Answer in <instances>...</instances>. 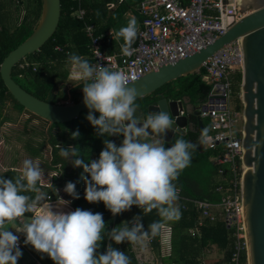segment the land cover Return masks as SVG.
<instances>
[{
    "label": "clouds",
    "instance_id": "obj_1",
    "mask_svg": "<svg viewBox=\"0 0 264 264\" xmlns=\"http://www.w3.org/2000/svg\"><path fill=\"white\" fill-rule=\"evenodd\" d=\"M135 18L117 32L125 41L123 52L131 54V43L137 37ZM98 50V49H97ZM98 55L100 52L98 50ZM70 79L82 81L83 102L88 109L86 119L103 136L104 148L97 160L90 163L79 155L75 147L59 148V155L83 168L84 198L89 203L103 202L113 216L137 206L144 213L156 210L160 221H154L145 230L142 215L129 222L107 230L103 215L77 208L71 212L54 209L38 185L46 181L44 169L38 160L24 159L20 175L13 179L0 177V264H17L23 253L19 248V236L24 234L26 245L46 254L54 264H131V258L109 243L104 253L98 254L105 232L109 241L143 246L150 236L165 229V221L179 219L181 212L176 202L179 189L174 183L182 170L192 161L198 144L186 140L183 134L171 147H165L164 136L177 131L169 112L149 113L146 118L135 115L138 111L137 90L129 87V78L123 70H110L107 66L92 64L84 57L70 54ZM96 113L99 117L96 118ZM74 135H78L75 133ZM123 136L117 144L108 137ZM207 138L202 131L201 141ZM90 177V179L88 178ZM55 193H58L49 183ZM35 192L33 198L27 195ZM64 192L78 199L76 185L68 182ZM59 198V197H58ZM62 205L67 204L59 198ZM38 214L25 220L27 213ZM16 223V230L6 225Z\"/></svg>",
    "mask_w": 264,
    "mask_h": 264
},
{
    "label": "trees",
    "instance_id": "obj_2",
    "mask_svg": "<svg viewBox=\"0 0 264 264\" xmlns=\"http://www.w3.org/2000/svg\"><path fill=\"white\" fill-rule=\"evenodd\" d=\"M111 0H60L61 15L58 26L53 36L36 52L26 56L20 63L28 62L36 65L35 70L32 67L19 69L18 63L12 69L13 80L25 91L46 101L52 97L55 101L54 93L59 88V85L54 81L59 73L58 68L68 61L70 54H77L82 57L90 58L89 40L86 37L83 28L85 25H93L95 27L94 34L104 35L112 26L116 19L124 14L125 6L118 7L112 16H109L108 4ZM41 1L40 0H0V64L9 52L14 50L25 39H27L35 28L40 15ZM81 9L85 15L82 20L72 17V12ZM24 14L21 17V12ZM103 48L107 47V52L112 53L113 47L110 40H106L102 44ZM91 63V59L88 60ZM55 64V67L54 65ZM45 73V74H44ZM62 77H66L65 75ZM242 75L237 73L234 76L233 83V104L235 108L241 109L239 98V88L241 85ZM83 83V82H82ZM81 83V84H82ZM79 84L72 92L82 90ZM210 85L202 81V71L200 75H190L185 78H180L172 83L163 86L156 94L165 93L173 97L175 100H180L188 97L190 102L195 105H200L206 102ZM83 99V95H73V102H78ZM146 104V99H143ZM6 103H11L19 110L23 108L14 101L7 89L4 87L0 79V114ZM88 111L83 112L80 116L71 123L57 124L61 130H68L69 136L62 140V146L67 148L75 147L79 150V155L90 163L92 160H97L101 151L104 148L103 140L105 137L98 136L96 130L86 119ZM96 118L99 113H96ZM78 133V135H74ZM184 139L191 140L198 144L197 150L192 155L191 164L181 171L178 179L174 181L180 190L181 194L192 199L204 200L208 202L220 201V196L215 192L213 187L214 177L222 172L227 174L228 170L225 165L218 163L214 159L221 157L220 151H209L199 148L198 136L191 132H181ZM181 133L175 134L169 143H165V147H171ZM109 140L115 142L119 146L123 141V136L108 137ZM53 143L55 141L53 140ZM55 145V144H53ZM55 163L61 165L62 186H66L68 182H73L76 185V193L79 198L72 200V209L89 210L93 213H101L107 225V230L110 231L114 227L120 226L129 217L126 212L113 216L106 209L103 202L89 203L84 198L85 182L84 178L87 174L83 168L73 167L72 163L65 160L57 154L55 149ZM14 174L7 172L1 174L0 177L6 179H15ZM90 179V177H88ZM34 198L35 192H28ZM54 196L53 193L50 195ZM84 202L87 203L84 205ZM137 216L142 215L143 225L145 230L148 225L154 221H160L156 210L151 213H144L140 210L136 213ZM27 216L30 217L28 213ZM133 216V215H132ZM194 214L191 212H181L179 219L165 221L173 228L172 253L166 258L160 259L161 264H199V259L202 252L209 245H216L219 248L226 250L225 258L229 259L231 250L229 240L227 238L228 231L222 226L208 227L200 229L201 237L195 238L187 234V229L192 225ZM125 219V220H124ZM129 220V219H128ZM129 226L130 223H129ZM105 240L101 242L98 249V254L106 251L109 243L119 251L126 253L131 258V264H136L133 255L130 253V244L123 242L116 245L109 241L105 232ZM153 237V236H152ZM154 237H157L154 236ZM41 264H54V262L46 255L35 252ZM240 264H246V255L241 253Z\"/></svg>",
    "mask_w": 264,
    "mask_h": 264
},
{
    "label": "built area",
    "instance_id": "obj_3",
    "mask_svg": "<svg viewBox=\"0 0 264 264\" xmlns=\"http://www.w3.org/2000/svg\"><path fill=\"white\" fill-rule=\"evenodd\" d=\"M241 7V0H140L136 5L140 27L135 44L131 46V54H125L123 50L107 54L101 47L104 35L96 36L93 25H85L83 31L89 40L88 48L94 64L107 66L110 70H123L131 83L163 64L198 52L217 37L224 35L243 17ZM84 15L81 9L73 12L75 19L82 20ZM18 66L19 69L36 68V65L28 62ZM242 70L239 39L216 53L202 67V81L211 88L215 84H221L224 90L223 103L219 101L217 104H209L207 97L206 102L198 109L199 118L208 121L207 138L203 141L200 139V145L204 150L220 151L221 157L214 160L225 165L228 170L226 175L219 173L221 179L215 187L220 201L211 203L188 199L180 193L177 201L182 211L191 206L200 214L199 226L204 220L215 221L220 218L223 221L233 240L228 264H240L241 253L244 251L246 255L241 198L243 114L242 107L237 110L232 104L234 76L237 73L242 75ZM81 92L83 93V90ZM203 107H206L205 111L202 110ZM179 114L182 115L183 112ZM133 208L140 209L134 205L125 212L129 213ZM214 210L218 211L217 216L213 214ZM37 212L38 209L35 213ZM172 233L173 229L168 224L159 233L157 242L163 256L171 254ZM14 234L19 236L18 244L21 248L22 233ZM154 242L155 239L149 237L143 246L130 244L138 264L156 263Z\"/></svg>",
    "mask_w": 264,
    "mask_h": 264
},
{
    "label": "water",
    "instance_id": "obj_4",
    "mask_svg": "<svg viewBox=\"0 0 264 264\" xmlns=\"http://www.w3.org/2000/svg\"><path fill=\"white\" fill-rule=\"evenodd\" d=\"M40 15L31 35L9 52L0 64V79L24 110L53 125L67 124L88 111L83 99L58 104L52 97L40 100L21 88L12 78V69L26 56L38 51L54 34L61 15L60 0H40ZM243 17L224 35L191 55L172 63L163 64L145 73L129 87L137 90L136 116L146 118L149 113L169 112L177 131H168L163 137L169 143L175 134H197L200 144L205 130L199 118V107L188 97L175 100L168 94H156L163 86L190 75H200L204 63L216 53L239 39L243 70L240 102L243 114L241 159V198L246 241L247 264H264V0H243ZM221 84L212 86L209 104L224 102ZM143 99H146L144 104ZM203 111L206 107L202 108ZM179 112H183L182 115ZM202 149V146L199 145ZM29 220V218H26Z\"/></svg>",
    "mask_w": 264,
    "mask_h": 264
},
{
    "label": "crops",
    "instance_id": "obj_5",
    "mask_svg": "<svg viewBox=\"0 0 264 264\" xmlns=\"http://www.w3.org/2000/svg\"><path fill=\"white\" fill-rule=\"evenodd\" d=\"M73 1L76 2V0ZM139 1L140 0H122V1L111 0L110 3L108 4L107 7L109 10V16H112L114 12L117 10V8L121 6H125L126 11L122 16H120L118 19L115 20L112 26L104 34L101 41V47L105 51V53L109 54V52H107V47L103 48L102 44H104L107 39L112 42L113 52L110 54L117 53L123 50V47L125 46V41L122 37H119L117 35V32L119 31L120 28L127 26V23L130 19L135 18L138 24V28L140 27V17L136 11V5L138 4ZM73 12H72V17H73ZM22 13L24 14V11L21 12V17L23 15ZM135 39L132 41L131 46L135 44ZM84 58L89 60L91 59V56L90 58L87 57ZM91 63L94 64L93 60L91 61ZM53 65L55 67V64ZM58 69L59 70L57 71L59 73V76H57L54 80L59 85V88L54 93L55 102L58 104L71 103L73 102V95H83V93L81 92L83 89L77 90L74 93L72 92V90L75 87H77L79 84H81L82 81H75L70 79V65L68 61L62 64V67ZM62 75L63 76L65 75L66 77L63 78ZM200 105H196V106L199 107ZM204 127L205 129L207 128V126L205 125ZM68 136H69L68 130H61L53 126L49 129L47 121L34 116L33 114L29 113L24 109L19 110L13 105H11V103H6L5 106L2 108V112L0 114V175L7 172H11L14 174L13 176L16 178L21 174L20 169L22 166V161L24 159L38 160L41 165V168L44 169L45 179H46V181L40 183L38 187L43 192L47 193L48 196L50 197L46 201V203L52 204L54 209L63 211L65 213L74 211L71 207L73 197L64 192L65 186L64 187L62 186V180H60L62 175L61 165L54 162L55 149L57 150V154L59 155V148L57 147V144L62 146L63 138L66 139ZM53 140L55 141V143H53ZM220 179L221 178L219 177V173H218V175L214 177V183H213L214 188L220 182ZM49 183H51L56 189L59 190L58 193H55L54 190L51 187H49ZM51 193L54 194L53 197L50 196ZM179 193L180 195H182L180 190ZM35 195H37V193H35ZM182 196L188 199H192L184 195ZM58 197L62 198L64 201H67L68 203L62 205L59 202ZM211 203H216V202H211ZM176 204L179 207V203L176 202ZM37 209H38L37 213H29L30 217L27 216L28 214L27 213L24 219L26 220V218H29L30 220L32 215L38 214L40 209L39 208ZM140 210L141 209L133 208L131 212L126 213V215H128L129 217L127 218V220L125 219L124 220L131 221L134 217L137 216L136 213ZM180 212H191L194 214V218H192V225L187 229V234H189V236L191 237L200 238L201 237L200 229L204 227L208 228V227L222 226L223 228H225V230L228 231L227 238L229 240L228 241L229 246L231 245L230 250L232 252L233 240L231 237V233L220 218H217L215 221L204 220L203 224L199 226L198 220L201 218L200 214L196 212L191 206H189L188 209L185 211H182L180 209ZM213 214L217 216L218 211L214 210ZM17 227L18 225H16L13 230H16ZM25 238L26 237L24 236V234H22V239H21L22 246L20 250L22 251L23 255L18 260L17 264H41L38 258L35 256V253L33 252V247L31 245H26L24 243ZM153 238L155 239V242L153 244V252L156 260L155 264H161L160 259L166 258L168 256H163L160 253L159 245L157 242L159 238V234L157 235V237H153ZM172 239H173V233H172ZM172 239H171V253H172ZM129 251L134 257V254L131 251V247ZM214 251L215 253L218 252L217 258L218 257L221 258L215 259L216 256L213 255ZM225 255H226V250H223L216 245H209L202 252V255L199 259V264H207L214 260L215 262L213 264H228L229 259H226ZM209 256H212V258H210ZM135 262L136 264H138L136 259Z\"/></svg>",
    "mask_w": 264,
    "mask_h": 264
},
{
    "label": "rangeland",
    "instance_id": "obj_6",
    "mask_svg": "<svg viewBox=\"0 0 264 264\" xmlns=\"http://www.w3.org/2000/svg\"><path fill=\"white\" fill-rule=\"evenodd\" d=\"M239 90H240V88H239ZM232 101H234L233 97H232ZM232 104H233V103H232ZM203 124H204L205 126H208V121H207L206 119H203ZM86 204H87V203L84 202V205H86ZM85 208H87V205L83 207V210H85ZM16 225H17L16 223H10V224H7L6 227H7V228H10V229L13 230L14 227H15ZM217 253H218V252L215 253V251L213 252V255L216 256L215 259L221 258V257H218V258H217ZM215 256H213V257H215ZM209 257L212 258V256H209ZM210 258H209V259H210ZM214 262H215V260H214V261H211L210 263H207V264H213Z\"/></svg>",
    "mask_w": 264,
    "mask_h": 264
},
{
    "label": "bare ground",
    "instance_id": "obj_7",
    "mask_svg": "<svg viewBox=\"0 0 264 264\" xmlns=\"http://www.w3.org/2000/svg\"><path fill=\"white\" fill-rule=\"evenodd\" d=\"M241 3L243 4V0H241ZM71 212V211H70Z\"/></svg>",
    "mask_w": 264,
    "mask_h": 264
}]
</instances>
